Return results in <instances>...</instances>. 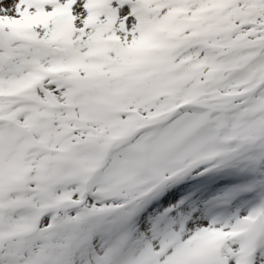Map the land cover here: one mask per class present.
I'll return each instance as SVG.
<instances>
[{
    "label": "rangeland",
    "instance_id": "rangeland-1",
    "mask_svg": "<svg viewBox=\"0 0 264 264\" xmlns=\"http://www.w3.org/2000/svg\"><path fill=\"white\" fill-rule=\"evenodd\" d=\"M193 1L0 0V264H264V33Z\"/></svg>",
    "mask_w": 264,
    "mask_h": 264
},
{
    "label": "trees",
    "instance_id": "trees-1",
    "mask_svg": "<svg viewBox=\"0 0 264 264\" xmlns=\"http://www.w3.org/2000/svg\"><path fill=\"white\" fill-rule=\"evenodd\" d=\"M217 1V0H213ZM187 20H192L194 19V22L198 24L200 29L206 33H209L211 36L208 37V40L213 43L217 44L216 35L219 34L221 31V34L219 36L225 34V31H229V34L235 39L238 37L237 34L238 30L236 29L237 27V21L243 19V22H245L248 25H255L259 31H262L264 33V0H244L243 6L238 5L240 9L237 11L234 10L233 7L227 6L222 9V13L224 17L227 19V23L222 24L220 21L215 19L212 16L211 12H207L205 14H197L195 15L196 12V3L193 1L190 4H187ZM228 42V41H227ZM190 80H193V76L189 77ZM188 80V75L187 74H181V82H185ZM201 80H202V75H201ZM258 145L253 149V159L257 160L258 159V153L259 151ZM249 155V153L247 154ZM225 158L227 160L224 172L226 175L230 174V171L232 169L238 170L242 168L244 165V162L246 160V156H241L237 155L236 157H232L230 155H225Z\"/></svg>",
    "mask_w": 264,
    "mask_h": 264
},
{
    "label": "bare ground",
    "instance_id": "bare-ground-1",
    "mask_svg": "<svg viewBox=\"0 0 264 264\" xmlns=\"http://www.w3.org/2000/svg\"><path fill=\"white\" fill-rule=\"evenodd\" d=\"M7 57H8V56H5V58H7ZM42 212H43V210L40 211V214H41ZM251 225H252V223H248V224H247V227H248L247 230L251 227Z\"/></svg>",
    "mask_w": 264,
    "mask_h": 264
},
{
    "label": "water",
    "instance_id": "water-1",
    "mask_svg": "<svg viewBox=\"0 0 264 264\" xmlns=\"http://www.w3.org/2000/svg\"><path fill=\"white\" fill-rule=\"evenodd\" d=\"M259 86V85H258ZM258 86L256 87V89L258 88ZM48 189V187H45V190H47Z\"/></svg>",
    "mask_w": 264,
    "mask_h": 264
}]
</instances>
